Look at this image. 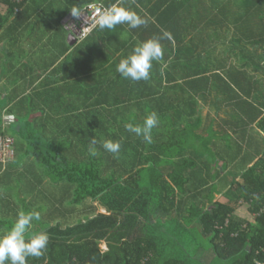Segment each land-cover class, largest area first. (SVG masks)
Instances as JSON below:
<instances>
[{
    "label": "trees",
    "instance_id": "1",
    "mask_svg": "<svg viewBox=\"0 0 264 264\" xmlns=\"http://www.w3.org/2000/svg\"><path fill=\"white\" fill-rule=\"evenodd\" d=\"M26 1L0 0V4L8 6L5 14L0 13V30ZM191 5V21L163 25L172 34L175 30L180 34L186 31L190 36L186 44L190 42V46L184 50L183 40H177L176 60L170 65L176 68L175 72H161V85L146 86L150 81H145L144 86H129L130 96H133L131 92H138L136 101L105 102L100 104L105 106L98 113L94 105L84 108L81 102L79 113L74 116L64 113L68 116L53 120H30L33 109H29L27 117L20 116L8 123L3 117L4 104L0 103V134H10L13 138L21 135L27 142L14 138V158L7 163L0 162V212L3 216L10 215L0 217V230L8 231L15 221L13 215L20 212L13 198L16 192L26 205L22 211H40L41 206L33 205L32 194L47 177L53 182L66 180L74 188L73 203L91 199L105 210L97 212L95 208L93 215L77 223L34 221L29 234L46 230L49 243L42 257H28L27 264H192V255L186 252L188 236L184 232L193 237L197 227L210 243L207 250H201V244L198 246L201 256L196 264L216 261L264 264V148L250 166L254 155L240 152L244 147L236 151L240 158L231 161L233 166L224 179L227 184L210 183L212 168H207L205 175L204 168L196 161V152L203 153L200 148L185 158L186 145L194 143L195 130H227L224 124H217L215 115L205 111L208 98L218 107L220 97L226 95L223 105H229L230 117L246 124L252 123L253 114L263 113L254 100L263 92L264 54L255 55L251 76L243 70L247 64L245 56H234L242 70L234 84H226L218 70L213 69L224 63L228 65L231 58L227 54L209 62L207 48L216 42H212V36L206 40L203 34L209 28L208 34L223 35L220 40L223 45L230 40L228 47L233 46L236 36L248 39L249 33L253 34L250 24L256 26L258 35L264 36V0H210V4L206 0H191ZM252 13L257 16L255 21ZM221 21L227 27L217 35ZM231 26L235 27L233 35ZM165 32L162 30L161 37ZM168 42L172 44L169 38ZM161 46L164 60L172 51L164 40ZM243 48L242 45V51ZM228 66L234 70L238 64ZM156 71L151 74L155 75ZM83 91L94 94L91 88ZM249 91L258 96L251 100L245 96ZM91 109H94L93 119ZM153 112L159 123L151 132V143L127 130L129 123L142 127L145 118ZM50 127L72 133L74 148L70 149V138L48 135L46 130ZM89 130L90 138L87 137ZM109 139L120 142L118 154L103 148V141ZM90 148L95 155L90 153ZM208 152L210 156L214 154L213 150ZM20 154L25 155L24 160ZM213 161L218 162L217 158ZM11 170H15L16 180L21 179L17 189L11 178L4 177ZM41 173L43 176L38 177ZM219 184L228 187L223 192ZM216 194L222 195L216 199ZM103 242L106 250L101 248Z\"/></svg>",
    "mask_w": 264,
    "mask_h": 264
},
{
    "label": "crops",
    "instance_id": "2",
    "mask_svg": "<svg viewBox=\"0 0 264 264\" xmlns=\"http://www.w3.org/2000/svg\"><path fill=\"white\" fill-rule=\"evenodd\" d=\"M98 1L107 7L114 3H121L144 17L147 24L135 29L129 28L127 24L117 25L111 30H100L97 27L91 36L83 41H78L71 9L77 8L80 11L90 2ZM206 1L210 4V0ZM191 6V0H27L20 9H16V12L0 30V103L4 104L3 117L11 115L14 120L20 116L27 117L29 109H33L29 115L30 120L62 119L68 116L64 113L73 116L79 113L78 106L81 102L84 103V108L87 105H94V109H97L98 113L105 106L100 104H105V102L128 104L136 101L138 92H131L133 96H130L128 94L131 89L129 86H144L145 81H135L134 84L132 83L134 81L123 78L116 71L119 60L130 54L139 42L153 36L161 37L162 30L168 32L172 44L168 42V38L160 39V43L164 40L172 53H169L168 56L165 54L166 57L163 61L154 62L151 71H157L155 75L150 74L148 80L150 83L146 86L161 85V72L164 70L175 72L176 68L174 66L171 68L170 65L176 60L177 40H183L184 50H186L187 45L190 46V42L186 44L190 40L186 31L180 34L175 30L172 34L163 25L167 23L182 25L191 21L190 17L193 16L191 15ZM7 9V5L0 4V13L5 14ZM251 18L255 21L257 16L252 13ZM221 24V26H217V35L221 34L223 27L224 29L227 27L224 25L226 23L222 22ZM250 26H252L253 34L250 32L248 39L241 35L236 36L232 47H228L230 40L227 41L228 44L223 45L222 40H220L223 35L216 37L214 34H208L209 28L204 30V38L208 40V37L212 36V42H216L207 48L206 54L211 56L208 61L214 62L215 58L226 57L228 54L227 57L231 58L228 65L238 64L234 70L232 68L230 70L226 63L224 66L213 69L218 70L222 75V81L227 82L226 84H234V79H238L240 76L242 65L235 60L236 55L245 56L243 59L247 64L244 65L243 70L251 76L249 72L255 66V55L257 53L264 54V36L257 34L256 26L253 24ZM234 30L235 27L231 26L232 35ZM228 34L231 36L230 32ZM236 38H241L242 41ZM242 45L244 46L243 51ZM171 48L173 49L171 50ZM262 82L264 83V77ZM165 84L164 82L163 85ZM171 84L167 83V85ZM84 88H91L94 94L90 95V93L83 91ZM95 92L99 95L96 96ZM246 94L245 96L251 100L258 96L251 91ZM220 98L222 101L218 107L213 105L212 98H208L205 111H210L216 116L217 124L220 123L219 121H223L220 124H224L223 128L227 126V130H219L218 128L217 130H195L193 132L194 143L186 145L185 158L192 156V152L196 151L197 148L203 152L202 154L196 152L198 155L196 161L201 163V168H204L201 170L205 175L208 172L207 168H212L210 183L223 182V176L229 173V168L233 166V162L225 166V161L230 152L237 160L240 155L236 151H240L244 147L240 152L244 153L247 149L246 153L254 155L252 162L248 161L249 166L252 165L258 159L261 139L264 140V87L260 98L254 100V103L263 110V113L253 114L250 124L241 123L239 119L231 118L230 113L232 111H229V105H223L227 96L222 94ZM142 101L144 99H141ZM94 109H91L92 119ZM224 111L228 116L222 115ZM243 115L247 116L245 113ZM261 120L262 122H260ZM224 121L226 122L224 123ZM205 123L207 124L208 121ZM49 129L46 130L48 135L60 139L70 138L71 141L68 140L70 149L74 148L75 138L72 133H64V130L57 127H50ZM80 133L79 130L78 136ZM87 137H91L90 130L87 131ZM14 138L16 141L27 143L21 135ZM209 150H213L212 156L209 155ZM214 158H217V163L213 161ZM236 164L235 162L234 166ZM226 182L223 183L227 184ZM219 188L223 190L221 186ZM221 195L216 194V199Z\"/></svg>",
    "mask_w": 264,
    "mask_h": 264
},
{
    "label": "clouds",
    "instance_id": "3",
    "mask_svg": "<svg viewBox=\"0 0 264 264\" xmlns=\"http://www.w3.org/2000/svg\"><path fill=\"white\" fill-rule=\"evenodd\" d=\"M71 13L78 17L81 13L77 8H72ZM127 24L129 28L135 29L146 25L147 20L136 11L123 6L121 3H114L107 8H101L98 12L95 26L100 30L114 29L117 25ZM161 38H171L165 32L163 37H151L139 42L132 49L131 53L120 59L116 71L125 79L132 81H148L154 62L163 60V48ZM159 119L155 112L150 113L144 120L143 126H134L132 123L126 125L129 132L143 136L147 143L152 141V130L158 125ZM103 148L116 155L119 153L121 144L119 141L104 140ZM90 153L95 151L90 148ZM41 215L38 211H21L10 227L3 234H0V264H27L28 257L40 258L44 255L49 243V235L46 230L29 234V229L34 221H40Z\"/></svg>",
    "mask_w": 264,
    "mask_h": 264
},
{
    "label": "rangeland",
    "instance_id": "4",
    "mask_svg": "<svg viewBox=\"0 0 264 264\" xmlns=\"http://www.w3.org/2000/svg\"><path fill=\"white\" fill-rule=\"evenodd\" d=\"M222 115L224 117L228 116L225 111L222 113ZM219 122L222 123L221 121ZM241 123H243V121H241ZM252 130H255V129H252ZM263 148H264V140L261 139L260 150ZM246 151L247 149H245L244 154L246 153ZM20 155H21V158L24 160L25 155L24 154H20ZM228 155L229 156L227 157L225 164L230 163L234 159V156H232V152H230ZM198 164L201 165V163H198ZM240 169L241 168H236L235 170L238 171ZM20 170L22 169L20 168ZM14 171L15 170L9 171V174L4 175V177L5 179L11 178L13 180L12 181L13 185H15L17 189L20 186L21 179H18V178L17 180L15 179L17 177V174L15 177ZM22 173L23 171L20 172V174ZM43 174L44 173H41V176H38V177H42ZM223 178L225 179V176H223ZM46 179L48 181L43 182L39 188H36L35 194L33 193L34 195L31 192L32 197H33L32 200H33L34 207L41 206V209L39 212L41 215L40 221L42 223L53 224L58 221H63V222H68V223H77L81 219H84L90 215H93V211L95 208L97 212H105L103 208L99 207L100 204L97 201H93L91 199H86L85 201L81 203H73L72 200L74 199V188L70 187L66 180L60 181V182H53L48 177ZM224 179H222L223 182H224ZM219 183H222V182H219ZM220 185L221 184H219V186ZM221 187L223 190H226L228 186L226 187L221 186ZM13 198H14V201L18 203V206L20 207L19 209L21 212L24 209V206L26 207V205L21 201V199L18 198V192L15 193V197ZM25 211L27 212V209ZM17 215L18 214H14L12 218L16 219ZM1 216L8 217L10 215L3 216L0 212V217ZM4 231L5 233L7 232V230L5 229L0 230V234H2ZM184 234L188 236L186 252L187 254L192 255V260H193L192 264L193 263L196 264V261L199 258V255L201 253V251L197 249L199 248L198 246L201 244L203 245L201 250H207V246H209L210 240L207 236H205L202 233L200 227H197L195 231L196 237L195 236L192 237L191 234L186 231L184 232ZM101 248L103 250H106L107 245L105 244V242L101 244ZM195 250L197 251L195 252ZM184 256H188V255L184 254ZM214 264H227V261H216Z\"/></svg>",
    "mask_w": 264,
    "mask_h": 264
},
{
    "label": "built area",
    "instance_id": "5",
    "mask_svg": "<svg viewBox=\"0 0 264 264\" xmlns=\"http://www.w3.org/2000/svg\"><path fill=\"white\" fill-rule=\"evenodd\" d=\"M21 2L23 0H16ZM101 8H106L101 2H91L84 6L78 17H74L78 41H83L90 36L95 29V20ZM6 123L14 121L13 116L4 117ZM14 138L7 134L0 135V162L7 163L14 158ZM107 249V248H106Z\"/></svg>",
    "mask_w": 264,
    "mask_h": 264
}]
</instances>
